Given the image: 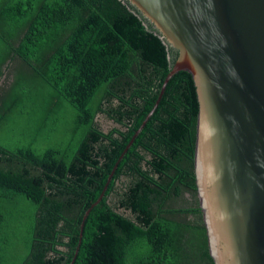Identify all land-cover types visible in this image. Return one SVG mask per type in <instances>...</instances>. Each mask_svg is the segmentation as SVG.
Listing matches in <instances>:
<instances>
[{"label": "trees", "instance_id": "obj_1", "mask_svg": "<svg viewBox=\"0 0 264 264\" xmlns=\"http://www.w3.org/2000/svg\"><path fill=\"white\" fill-rule=\"evenodd\" d=\"M177 55L126 0H0V264H215Z\"/></svg>", "mask_w": 264, "mask_h": 264}, {"label": "water", "instance_id": "obj_2", "mask_svg": "<svg viewBox=\"0 0 264 264\" xmlns=\"http://www.w3.org/2000/svg\"><path fill=\"white\" fill-rule=\"evenodd\" d=\"M126 1L178 52L160 98L179 71L194 79L195 174L215 264H264V0Z\"/></svg>", "mask_w": 264, "mask_h": 264}, {"label": "rangeland", "instance_id": "obj_3", "mask_svg": "<svg viewBox=\"0 0 264 264\" xmlns=\"http://www.w3.org/2000/svg\"><path fill=\"white\" fill-rule=\"evenodd\" d=\"M5 81V77L2 79L1 83H3ZM101 117L99 118V122L101 124V127L105 130L108 131L109 129H111L112 127L116 126L117 124L109 119L106 115H100ZM54 142V137H52L51 139L46 140V142L42 145V148L45 149L51 145H53ZM127 178L126 177H122V180L119 182V184H123V182H126Z\"/></svg>", "mask_w": 264, "mask_h": 264}]
</instances>
